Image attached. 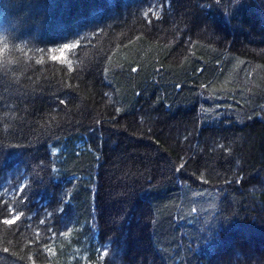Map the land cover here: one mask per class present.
<instances>
[{
    "label": "trees",
    "instance_id": "trees-1",
    "mask_svg": "<svg viewBox=\"0 0 264 264\" xmlns=\"http://www.w3.org/2000/svg\"><path fill=\"white\" fill-rule=\"evenodd\" d=\"M0 264H264V0H0Z\"/></svg>",
    "mask_w": 264,
    "mask_h": 264
},
{
    "label": "snow or ice",
    "instance_id": "snow-or-ice-1",
    "mask_svg": "<svg viewBox=\"0 0 264 264\" xmlns=\"http://www.w3.org/2000/svg\"><path fill=\"white\" fill-rule=\"evenodd\" d=\"M158 18H159V17H157V19H158ZM75 46H76V45H73V44H70V45L64 46V47L60 48V52H65L66 50L72 49V48H74ZM53 59H56V57H53ZM134 70H135V69H134ZM61 103H64V101L62 100ZM183 167H184V165L181 164V165H180V168H183ZM180 168L176 169V171H180ZM27 188H28V184L25 183V184H23V185L20 187V189H19V198H21V203H25V202H26L25 199H24V194H25V191L27 190ZM193 211H195V209H193ZM9 212H11V213L16 217V219H15V220H14V219H5V220L3 221V223H5V224H14V223L16 222V220L20 219V218L24 215V213H23L22 211L19 212V214L17 215V214H16V211L13 210V209H9Z\"/></svg>",
    "mask_w": 264,
    "mask_h": 264
}]
</instances>
